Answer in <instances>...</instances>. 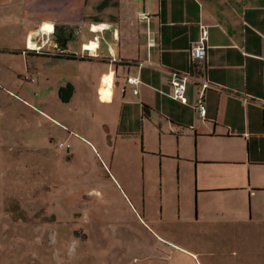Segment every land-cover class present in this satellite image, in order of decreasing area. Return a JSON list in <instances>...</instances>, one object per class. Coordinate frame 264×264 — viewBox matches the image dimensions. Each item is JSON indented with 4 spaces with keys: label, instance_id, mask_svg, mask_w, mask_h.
Instances as JSON below:
<instances>
[{
    "label": "crops",
    "instance_id": "obj_1",
    "mask_svg": "<svg viewBox=\"0 0 264 264\" xmlns=\"http://www.w3.org/2000/svg\"><path fill=\"white\" fill-rule=\"evenodd\" d=\"M21 16L34 26L28 35L35 54L64 61L67 72H54L56 85L71 86L73 94L65 102L54 91L60 106L90 107L81 126L61 124L67 139L89 136L93 153L95 144L112 139L134 146L141 139L145 156L153 113L165 118L154 129L177 145V201L163 192L160 214L145 218L157 240L196 264H264V0H24ZM203 28L207 57L196 66L190 50ZM195 68L199 84L187 82L182 104L174 98L173 73ZM129 77L139 81L137 94ZM204 82L205 118L198 110ZM184 225L194 240L201 237L200 256L167 240Z\"/></svg>",
    "mask_w": 264,
    "mask_h": 264
},
{
    "label": "rangeland",
    "instance_id": "obj_2",
    "mask_svg": "<svg viewBox=\"0 0 264 264\" xmlns=\"http://www.w3.org/2000/svg\"><path fill=\"white\" fill-rule=\"evenodd\" d=\"M23 1L0 0V264H196L157 240L145 219L160 214L163 192L177 201V145L154 129L165 118L153 113L145 156L141 139L95 144V153L89 136L67 139L61 124L81 126L90 107L53 96L54 74L67 70L27 46L34 26L21 16ZM184 226L167 240L200 256L201 237Z\"/></svg>",
    "mask_w": 264,
    "mask_h": 264
},
{
    "label": "built area",
    "instance_id": "obj_3",
    "mask_svg": "<svg viewBox=\"0 0 264 264\" xmlns=\"http://www.w3.org/2000/svg\"><path fill=\"white\" fill-rule=\"evenodd\" d=\"M140 20L142 21H148V17L146 14L142 13L140 15ZM208 37V31L206 28L202 29V36L199 42L194 45L191 50H190V55H191V61L192 65H199L203 62H205L206 57H207V45H206V40ZM40 50V49H39ZM195 70H198L195 68L190 75L186 74H180V73H173V80L171 81V85L173 87V93H174V98L178 101H180L182 104H187L188 99L186 97V92H187V82L188 81H193L196 84H199V77L195 74ZM27 78L30 79L31 75H27ZM127 83L129 86L133 87V94H137V86L139 85L138 79L129 77L127 79ZM200 99L198 101V110L201 115V117L205 118L206 116V106H205V100H204V94L205 92L210 88V84L208 82H204L200 84ZM264 103V99L262 100ZM62 148H67L69 149V145H60Z\"/></svg>",
    "mask_w": 264,
    "mask_h": 264
},
{
    "label": "trees",
    "instance_id": "obj_4",
    "mask_svg": "<svg viewBox=\"0 0 264 264\" xmlns=\"http://www.w3.org/2000/svg\"><path fill=\"white\" fill-rule=\"evenodd\" d=\"M68 58H70V59H75L74 56H69ZM198 71H199V70H195V74H196L197 76H201V73L198 74ZM72 94H73V88H72L71 86H67V87L62 88V89L60 90V97H61L62 100L65 101V102H68V101L70 100ZM147 110H148V107H144V115H147Z\"/></svg>",
    "mask_w": 264,
    "mask_h": 264
},
{
    "label": "bare ground",
    "instance_id": "obj_5",
    "mask_svg": "<svg viewBox=\"0 0 264 264\" xmlns=\"http://www.w3.org/2000/svg\"><path fill=\"white\" fill-rule=\"evenodd\" d=\"M43 31H45V32H47V33H48V32H53V28L51 29V28H48L47 26H44V27H43ZM43 31H42V32H43ZM35 34H36V33H35ZM28 37H29V43H28V44L30 45L29 48H31V47H35V44H34L35 42H33V39H32V37H31L30 34L28 35ZM111 80H112L111 77H110V78H106V79H105V84H106V85L111 84Z\"/></svg>",
    "mask_w": 264,
    "mask_h": 264
}]
</instances>
